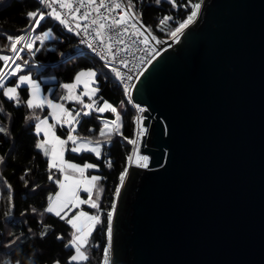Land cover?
I'll return each instance as SVG.
<instances>
[{"label":"water","instance_id":"1","mask_svg":"<svg viewBox=\"0 0 264 264\" xmlns=\"http://www.w3.org/2000/svg\"><path fill=\"white\" fill-rule=\"evenodd\" d=\"M164 41L130 90L148 167L119 185L111 262L264 264V0H203Z\"/></svg>","mask_w":264,"mask_h":264},{"label":"trees","instance_id":"2","mask_svg":"<svg viewBox=\"0 0 264 264\" xmlns=\"http://www.w3.org/2000/svg\"><path fill=\"white\" fill-rule=\"evenodd\" d=\"M200 1L176 0L177 6L173 7L170 0H163L159 6L151 0L142 2L133 0L137 13L143 12L141 18L143 24L159 40L169 37L168 33L190 13L191 4ZM40 5L38 0H0V54L11 53L7 50L6 45L10 46V42L4 39L5 36L21 35L29 27L30 21L25 15L27 12L38 8L51 11L50 8L44 9V5L42 7ZM165 16H171L173 19L161 24V19ZM48 29H51L53 38L43 43L36 41L34 55L26 50L19 53L23 60L17 59L16 63L27 61V66L19 74L29 72L41 82L44 89L52 86L50 95L59 98L60 92L64 90L63 82L72 80L76 71L81 68H93L98 73L95 78V87L98 91L93 95L96 104L100 105L107 101L117 109L120 117L119 130L114 131L110 138L101 136L100 132L104 128L103 120H112L115 113L110 110L104 113L93 111L89 116L81 115L77 118L79 123L75 126V136L84 141H100L103 144L101 157L97 158L88 151L74 153L68 150L64 153L66 159L74 162L97 165L94 169H88L86 174L101 177L97 187L93 189V199L98 200L100 209L81 205L80 209H72L68 213V218L83 210L90 214H101L106 223L104 214L110 211V205L115 201V189L120 185L119 177L127 168L129 163L127 158L132 153L133 144L129 141L133 140L135 134V109L110 68L95 54L78 45L76 34L66 26L48 17L42 21L41 28L35 32L29 30L27 35L34 39L36 35ZM12 65L14 64L10 63L9 67ZM17 76L6 77V84L15 86ZM44 77H52L53 81L46 82ZM18 94L19 104L0 95V107L4 110L0 113V125L4 126L8 133L7 135L0 133V157L4 158V163L0 164V259L11 260L12 264H16V261L20 264H54L55 260H59L60 264H66L67 258L73 254V249L65 248L64 244L71 238L74 230L66 220L45 211L48 197L58 188L48 176L60 179L61 174L55 170H48L47 158L35 147L42 139V134L37 135L34 130L37 121L32 119L25 123L26 117L34 113L41 118L49 114V109L45 107L32 110L26 107L24 103L28 97L26 84L20 86ZM63 101L72 112L81 108L75 100ZM55 131L66 137L69 129L68 126L57 125ZM68 147H71V143ZM8 185L11 186V192L7 188ZM9 195L15 207L12 209V216L5 217L3 213L8 211ZM80 196L82 199L88 198L84 191H80ZM43 226L48 227V235L41 238ZM57 235H63L64 239L56 240ZM13 239L15 243H11ZM106 243V227L98 226L89 239L86 249L89 260L86 264H102L103 248ZM9 244L11 246L6 247Z\"/></svg>","mask_w":264,"mask_h":264},{"label":"snow or ice","instance_id":"3","mask_svg":"<svg viewBox=\"0 0 264 264\" xmlns=\"http://www.w3.org/2000/svg\"><path fill=\"white\" fill-rule=\"evenodd\" d=\"M142 2V0H138ZM152 3L159 6L163 3V0H151ZM173 7L177 6L176 0H170ZM203 0L199 3L191 4L190 13L183 20L179 21L178 24L168 33V36L174 42H179L181 36L184 35L185 30L188 29L197 19L199 15V10L201 8ZM38 3L44 5V9L50 8L51 11H46L43 9H37L35 11H29L25 15L30 21V30L35 32L37 29L41 28L42 21L46 18L51 17L55 21H58L60 25L67 26L69 20L64 18V13L57 10V5L60 9H67L68 14L72 15L76 20H88L89 13H81V7L85 6L83 0H81V7H73V4L69 0H38ZM96 5V0H88V6ZM101 8H107L109 13L115 12L116 15H109L108 17H100V20H93L92 24L95 25V36L93 39L99 38L101 42L102 49L106 51L107 55L105 59L116 60L117 54L113 51L114 37L108 35L105 38L106 33H115V39H118L120 44H124V36H135L137 39L133 41V44L138 42L137 50L142 51L143 55L138 58L136 64V79H139L140 76H143L144 73L148 70V66L152 65L161 55V49L157 48L156 45L165 44L164 40L156 39L155 36L151 34V30L145 26L142 22L143 12L137 13L136 3L133 0H110V4H106L105 0H100L99 5H96L94 11L100 13ZM79 14V15H77ZM173 18L171 16H165L161 19V24H164L166 21H171ZM101 20L105 22H100ZM110 20V23L107 21ZM77 29L84 28L87 31L88 25H82L79 22L75 24ZM79 35V33H77ZM91 35V33H89ZM51 29L44 30L40 34L36 35L35 38H31L28 35H7L4 39L10 42V46L6 45L7 50L14 55L0 54V95L7 97L9 101H14L19 104V94L18 89L23 84L31 85V97L27 99L24 103L28 109H43L45 107L50 108L51 115L56 121L55 124H50L48 118L44 117L41 119L38 116H35L33 113L32 116L25 118V123H28L29 120L35 119L38 121L34 125V130L37 135L43 134V139L35 145L37 149H40L42 155L47 158V168L49 171L55 170L63 176V179H54L52 175L48 176L49 180H52L59 187V191L55 193V196L48 197V206L45 209L47 213H52L61 220H66V223L72 227L74 230L71 238L64 244L65 248H72L73 254L67 258L66 264H86L89 260V256L86 254V249L89 244V239L92 236L93 232L97 229L98 226L106 227V246L103 248L102 264H112L111 262V249L113 241V221L116 213V202L114 201L110 205V211L104 214L106 217L105 220L102 219V215L99 213L90 214L89 212L79 210L71 218H68V213L72 209H80L81 205H90L92 209H100V204L97 199H93V189L97 187V182L101 180L100 176L92 175L90 177L85 176V172L88 169H94L97 167L95 164L85 163L83 166L69 163L64 159L65 151H72L74 153H81L88 151L93 153L97 158L101 157V148L103 144L100 141H87L84 142L80 137L74 136L72 133L75 131L73 127L74 122L79 123L78 117L81 115L89 116L93 111L98 113H104L106 111H111L113 113L117 112V109L111 104L104 102L103 106L95 107L96 101L92 100L91 103L85 104L82 95L88 96L90 99L98 91V88L90 87V85L96 82L95 78L98 73L96 70H86L80 71L76 76L73 83L64 84L62 88L67 90V94L61 97L63 100H75L80 105L81 108L79 111H76L75 115L72 114V111L65 108L63 103H57L53 100L47 98L46 96L40 95V86L33 80L29 75H18L19 72L27 66V61L24 63H16L17 59L23 60V57L19 53L27 50L29 53L34 55L33 52L34 45L36 41L43 43L45 40L52 39ZM87 43V41H85ZM20 46V47H18ZM172 45H168L171 47ZM88 47L92 49L93 52H96L97 49L91 43L88 44ZM124 51V49H120ZM14 64V67L10 71H5V68L9 67V63ZM119 63L123 65L125 69L129 68V62L126 59L120 58ZM111 71L115 73V76L118 77L121 81H132L133 76L122 73L119 68L111 67V62L109 63ZM132 71V69H129ZM19 83L13 86H6V77L8 76H17ZM86 77L87 79H82ZM80 85H83L82 95H74L73 89H77ZM133 87L135 85H132ZM125 89L130 91L129 85L124 84ZM139 111L143 112L144 109L139 105H136ZM4 110L0 107V113ZM120 117L117 114L115 120L105 121L104 128L101 129L100 135L110 136L114 131L119 130V121ZM142 119L137 117V121ZM68 126L67 139H61L60 136L56 134V127ZM112 125V127H110ZM107 130V131H105ZM0 133L7 135V129L0 125ZM125 139H127L125 137ZM71 147L69 148V144ZM129 143L136 145L137 141L135 139L129 141ZM89 145H94L89 147ZM128 161L131 163L133 160L132 156H129ZM148 157L139 156L136 157V162L139 163L141 167H148ZM4 163V158L0 157V164ZM110 165V162H109ZM72 170L73 173H78L79 178L75 176H70L68 170ZM127 175V168L121 173L119 177L120 186L122 187ZM23 179V177H21ZM9 192H11V186H7ZM83 189L87 193V199H81L79 196L80 190ZM120 196V187L115 189V197ZM15 207V204L12 202V197H8V211L3 213L5 217L12 216V209ZM67 210V211H66ZM35 211V209H33ZM63 213V215H62ZM24 215V213H21ZM42 224V222H41ZM31 231V230H29ZM48 235V227L43 226V230L40 232L41 238H44ZM56 240H63V235H57ZM18 239V238H15ZM15 239L11 243H15ZM11 244L6 247H10ZM0 264H12L11 260L0 259ZM16 264H20L19 261H16ZM54 264H60L59 260H55Z\"/></svg>","mask_w":264,"mask_h":264},{"label":"built area","instance_id":"4","mask_svg":"<svg viewBox=\"0 0 264 264\" xmlns=\"http://www.w3.org/2000/svg\"><path fill=\"white\" fill-rule=\"evenodd\" d=\"M69 2L73 4L74 8L75 7H81V0H69ZM83 3L85 6L81 7V13L88 12L89 13L88 20H76V19H74V17L72 15L68 14L67 9H60L57 5H54V6L57 7L58 11H61L64 13V18L69 20V24L66 27L70 31H72L76 34L78 45L88 49L90 52L95 54L108 67H109V63L111 62V67L119 68L122 73H126L127 75L133 76L132 81H126V80L121 81L118 77L115 76L117 78V80L122 84L124 89H125L124 84L127 83L129 85L130 90H131L132 84L136 79V71H137L136 64H137L138 58L143 55L142 51L137 50L138 47H141L138 45V42L136 44H133V41H136L137 38L135 36H124L123 39H124L125 43L120 44L118 39H115V33H106L105 38H107L108 35H112L114 37V40L112 41L115 45L113 48V51L116 52L117 59L116 60H110V58L105 59V56L107 55V53L105 50L102 49L101 42H100L99 38H97L95 40L93 39V37L95 36V27L96 26L92 24V21L93 20H100V17H108L109 15L115 16L116 13L115 12L109 13L107 8H101L100 13L99 14L96 13L94 11V8L96 7V5H99L100 0H96V5H91V6H88V0H83ZM105 3L110 4V0H105ZM42 6H43V4L40 5V7H42ZM77 15H79V14H77ZM77 22H79L82 25H85V24L88 25L89 27L87 28V31H85L84 28L77 29L75 27V24ZM100 22H105V21L101 20ZM107 23H110V20L107 21ZM29 30H30V27H28L26 29V31L23 33V35H27ZM77 33H79V35ZM89 33H91V35H89ZM85 41H87V43H85ZM89 43H91L94 47H96V49H97L96 52H93L92 49L88 47ZM165 44L156 45V47L161 49ZM18 47H20V46H18ZM120 49H124V51H120ZM9 55H14V54L10 53ZM120 58L126 59L129 62V68L128 69H125L123 67V65H121L119 63ZM129 69H132V71H130ZM110 70H111V68H110ZM114 75H115V73H114ZM125 91L127 93V96L129 97V100H130L131 104L133 105V107L135 109V113H136V127H135V134H134L133 139H135L137 141V143H136V145H133L132 151H136L138 153L137 150H138L139 140H140L141 135L144 133L145 126L142 123L143 112L139 111V109L136 107V105H139L143 109H144V106L141 104H138L136 102H133L130 99V91L128 89H125ZM137 117H141L142 119H140L138 122ZM143 156L148 157L145 154ZM136 157L133 158L134 161H136ZM135 163H137V162H135Z\"/></svg>","mask_w":264,"mask_h":264},{"label":"rangeland","instance_id":"5","mask_svg":"<svg viewBox=\"0 0 264 264\" xmlns=\"http://www.w3.org/2000/svg\"><path fill=\"white\" fill-rule=\"evenodd\" d=\"M199 3V2H198ZM167 38H170V37H167ZM166 38V39H167ZM8 55V54H7ZM14 67V65H12V66H10V70H11V68H13ZM89 69H92V70H94L93 68H81V69H79V70H77L76 71V73L74 74V77H73V79L72 80H70V81H66V82H63L62 83V85H64V84H70V83H73L74 82V80H75V76L80 72V71H86V70H89ZM5 71H8V68L6 69L5 68ZM44 79V78H43ZM82 79H87L86 77H84V78H82ZM38 84H39V86H40V95L41 96H46L47 98H49V99H51V100H53L54 102H57V103H63L64 104V106H65V102L61 99V97H63L64 95H66L67 94V90H63L62 92H60V94H59V98H55V97H52L51 95H50V92H51V90H52V88L51 87H49L46 91H44L43 90V87H42V84H41V82L39 81V80H37V79H34ZM45 80V79H44ZM17 82H18V80H17ZM28 85V89H29V91H31V85H29V84H27ZM90 87H95V85L94 84H92V85H90ZM96 88V87H95ZM82 92H83V85H80L77 89H73V93H74V95H82ZM82 99H83V101H84V103L85 104H87V103H91L92 102V100H94V98H93V96L91 97V99L88 97V96H86V95H82ZM104 102H107V101H104ZM104 102H102L100 105H95V107H100V106H103V104H104ZM108 103V102H107ZM75 104H72V106H74ZM65 108L66 109H68V110H70L71 111V109L69 108V107H66L65 106ZM80 110V109H79ZM51 109H50V116H52L51 115ZM72 114H73V112H72ZM117 112L115 113V116H114V118L112 119V120H115L116 119V117H117ZM119 115V114H118ZM52 118H53V116H52ZM54 119V118H53ZM112 120H109V121H112ZM105 121H108V120H103V124H104V122ZM118 123H119V121H118ZM75 126H76V123L74 122V124H73V127L75 128ZM74 136H75V133L73 132L72 133ZM39 142H40V140H39ZM38 142V143H39ZM144 154H141V153H139V156H143ZM146 155V154H145ZM131 156L134 158V157H136L137 156V152L136 151H132V153H131ZM132 162H136V161H132ZM69 171V170H68ZM87 174L85 173V176H86ZM90 176H92V175H90ZM46 208H47V206H46ZM74 215V214H73Z\"/></svg>","mask_w":264,"mask_h":264},{"label":"crops","instance_id":"6","mask_svg":"<svg viewBox=\"0 0 264 264\" xmlns=\"http://www.w3.org/2000/svg\"><path fill=\"white\" fill-rule=\"evenodd\" d=\"M9 65H10V63H9ZM8 68V71H10V67H7ZM6 68V69H7ZM19 75H29L33 80L34 79H36V78H34L29 72H22V73H20ZM44 79L45 80H47L46 82H52L53 81V79H52V77H44ZM17 80H18V76H17ZM43 82H45V81H43ZM16 83H19V80H18V82L16 81ZM27 85V84H26ZM94 85H95V83H94ZM6 86H13L14 87V85H11V84H6ZM28 86V85H27ZM49 87H51L52 88V86H48L46 89H44L43 88V90L44 91H46ZM31 97V91H29V89H28V97H27V99H29ZM48 108V107H47ZM49 109V114L48 115H46V116H43V117H41V119H43L44 117H47L48 118V122L50 123V124H52V123H56V121L52 118V116H50V108H48ZM76 111H79V109L78 110H76ZM76 111L75 112H73V115H75V113H76ZM38 122V121H37ZM36 122V123H37ZM57 134V133H56ZM58 136H60L61 137V139H67V136L66 137H63V136H61V135H59V134H57ZM44 137H43V134H42V139H43ZM41 139V140H42ZM82 141H84V140H82ZM84 142H87V141H84ZM91 146H94V145H89V147H91ZM64 159L67 161V162H69V163H75V164H78V165H81V166H83V164H81V163H77V162H74V161H72V160H69V159H66L65 157H64ZM86 173V172H85ZM68 174L70 175V176H75L76 178H79V174L78 173H73L72 172V170H70L69 169V171H68ZM86 176H88V177H90L89 175H86ZM60 179H63V176L61 175V178ZM59 191V187L57 188V190L51 195V196H55V193L56 192H58ZM80 191H83V189H81ZM79 196H80V192H79ZM80 198L82 199V197L80 196ZM46 206H48V203H47V205Z\"/></svg>","mask_w":264,"mask_h":264}]
</instances>
